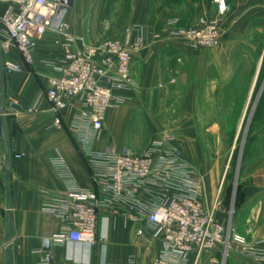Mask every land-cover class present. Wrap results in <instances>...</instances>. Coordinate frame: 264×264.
<instances>
[{"label": "crops", "instance_id": "1", "mask_svg": "<svg viewBox=\"0 0 264 264\" xmlns=\"http://www.w3.org/2000/svg\"><path fill=\"white\" fill-rule=\"evenodd\" d=\"M177 1L175 8V0H133L128 28L136 31L130 43L139 38L144 42L133 55L137 90L122 93L124 104L108 111L104 129L96 137L77 120V102L58 117L46 96L48 64L65 53V36L49 34L39 41L33 66L15 48L5 53L0 46V264H41L46 256L49 264H129L131 260L152 264L166 256L165 244L151 238L145 221L130 218L126 206L101 211L93 244L54 245L51 240L64 223L52 208L59 196L72 189L96 192L83 140L97 152L108 147L133 148L135 143L125 139L124 131L131 125L126 118L133 110L128 109L138 97L156 99L173 93L186 99L187 113L201 111L199 99H220L249 44L251 25L264 21V0H226L229 12L220 19L213 0ZM6 9V4H0V20ZM203 18L219 21L222 40L215 49L195 50L163 33L169 21L177 20L178 27L186 28L198 26ZM97 31L91 23L85 32L76 31L72 49L96 45L91 40ZM4 40L0 22V44ZM120 40H125L124 33ZM7 60L20 64L22 71L7 74L3 68ZM57 118L61 120L58 128L53 127ZM242 182L240 212L246 214L242 225L251 226L244 231L255 242L248 252L234 245L231 259L233 264H264V222L257 224L264 218V169L244 176ZM216 191L213 185L214 195ZM142 199L149 198L142 194ZM47 241L51 247L46 252ZM175 262L179 264L178 259ZM210 263H215L213 254H203L197 261L188 255L181 264Z\"/></svg>", "mask_w": 264, "mask_h": 264}, {"label": "built area", "instance_id": "2", "mask_svg": "<svg viewBox=\"0 0 264 264\" xmlns=\"http://www.w3.org/2000/svg\"><path fill=\"white\" fill-rule=\"evenodd\" d=\"M73 0H0L7 9L1 17L5 39L1 50L9 53L15 48L23 61L33 66L37 44L49 34L66 37V51L48 64L46 96L58 117L74 102L79 105L77 120L88 127L93 136L105 126L109 110L124 104L122 93L136 91L132 74L133 55L144 46L142 38L130 43L136 29L124 32V41L105 40L83 49H72L75 42L70 32L68 15ZM219 14L227 11L225 0H215ZM170 21L164 34L188 43L192 49H214L221 40L216 22L203 21L200 27L180 28ZM7 74L22 71L20 64L5 61ZM57 118L53 127H60ZM171 138L154 140L146 152L131 149L118 151L108 147L94 151L87 140L82 151L88 161L96 192L72 189L55 200L52 212L64 223L53 236L57 246L93 244L99 217L110 206L125 207L129 217L145 221L153 240L165 244L166 256L152 264L183 263L188 255L196 261L206 252L239 246L243 252L253 250L240 237H231L217 214L222 202L217 196L213 205H206L204 183L185 158L173 147ZM18 158V156H16ZM222 187L220 188L221 192ZM142 194L149 199H142ZM220 195V194H219ZM106 198L108 200L100 199ZM46 256L41 264H49ZM129 264H140L131 260Z\"/></svg>", "mask_w": 264, "mask_h": 264}, {"label": "rangeland", "instance_id": "3", "mask_svg": "<svg viewBox=\"0 0 264 264\" xmlns=\"http://www.w3.org/2000/svg\"><path fill=\"white\" fill-rule=\"evenodd\" d=\"M225 2L227 11L220 15L218 9L219 19L229 12ZM175 3L177 8L178 1ZM132 8L133 0H73L68 15L70 32L75 37L76 31L85 32L91 23L98 28L95 38H90L92 43L120 39L130 26ZM203 21L217 25L219 22L203 18L198 26L186 28L200 27ZM251 27L249 44L243 49L235 74L220 99H199L201 105L197 109L201 111L187 113L186 99L173 93L156 99L138 97L128 109L133 110L126 118L131 125L124 131L125 139L135 143L130 149L136 153L144 151L149 141L171 138L173 147L202 179L206 205L211 207L220 197L222 209L217 220L226 227L231 240L240 237L248 245L255 240L244 231L251 226L242 225L246 219V214L240 212L242 181L244 176L264 169V70L257 86L264 64V21H256ZM213 185L217 187L215 195ZM263 222L264 218H259L256 223ZM235 249L233 245L227 253L220 248L204 254H213L214 264H233L231 256Z\"/></svg>", "mask_w": 264, "mask_h": 264}, {"label": "water", "instance_id": "4", "mask_svg": "<svg viewBox=\"0 0 264 264\" xmlns=\"http://www.w3.org/2000/svg\"><path fill=\"white\" fill-rule=\"evenodd\" d=\"M14 109H18V107L14 106ZM51 247V243L49 241H47L46 243H44V250L47 252L50 250Z\"/></svg>", "mask_w": 264, "mask_h": 264}, {"label": "trees", "instance_id": "5", "mask_svg": "<svg viewBox=\"0 0 264 264\" xmlns=\"http://www.w3.org/2000/svg\"><path fill=\"white\" fill-rule=\"evenodd\" d=\"M263 70H264V64H263V68H262V70H261V72H260V75H259V79H258V82H257V86L259 85V82H260V80H261V76H262V74H263ZM239 198V194H237V199Z\"/></svg>", "mask_w": 264, "mask_h": 264}]
</instances>
